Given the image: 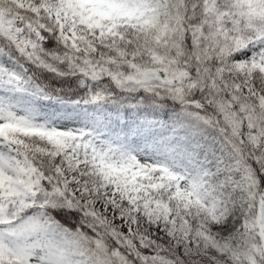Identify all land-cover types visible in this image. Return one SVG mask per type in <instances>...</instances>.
<instances>
[{
	"label": "snow or ice",
	"instance_id": "snow-or-ice-1",
	"mask_svg": "<svg viewBox=\"0 0 264 264\" xmlns=\"http://www.w3.org/2000/svg\"><path fill=\"white\" fill-rule=\"evenodd\" d=\"M0 264H264V0H0Z\"/></svg>",
	"mask_w": 264,
	"mask_h": 264
}]
</instances>
